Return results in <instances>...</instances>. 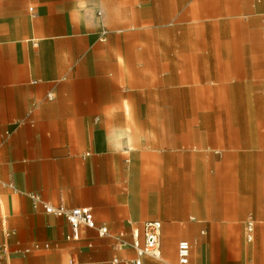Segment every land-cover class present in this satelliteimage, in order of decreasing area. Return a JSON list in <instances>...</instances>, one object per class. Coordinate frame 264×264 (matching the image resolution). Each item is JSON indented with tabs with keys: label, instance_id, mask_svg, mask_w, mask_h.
Listing matches in <instances>:
<instances>
[{
	"label": "crops",
	"instance_id": "1",
	"mask_svg": "<svg viewBox=\"0 0 264 264\" xmlns=\"http://www.w3.org/2000/svg\"><path fill=\"white\" fill-rule=\"evenodd\" d=\"M150 221L144 264H264V0H0V264H129Z\"/></svg>",
	"mask_w": 264,
	"mask_h": 264
},
{
	"label": "built area",
	"instance_id": "2",
	"mask_svg": "<svg viewBox=\"0 0 264 264\" xmlns=\"http://www.w3.org/2000/svg\"><path fill=\"white\" fill-rule=\"evenodd\" d=\"M51 98V96H49ZM12 189H14L11 186ZM33 207L40 208L46 215L55 216L65 219L74 231L72 237H67L68 240L76 239V232L79 227L83 226L88 229H96L100 237L108 234L106 227L96 228V224L91 211L87 208H67L62 205L54 206L49 202L43 201L38 195L29 193ZM161 225L158 221H150L144 225V242L142 246L135 244L137 257L129 264H144L143 258L147 256L156 257L159 248V235ZM253 226L248 223L246 226V241H252ZM4 247L0 245V260L4 253ZM191 254V245L187 241H180L177 246V264H189ZM69 264H75L70 261Z\"/></svg>",
	"mask_w": 264,
	"mask_h": 264
}]
</instances>
